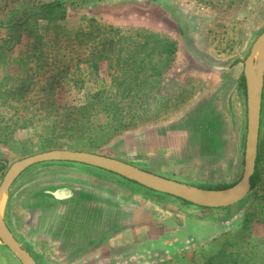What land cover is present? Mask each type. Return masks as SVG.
<instances>
[{
	"label": "rangeland",
	"instance_id": "1",
	"mask_svg": "<svg viewBox=\"0 0 264 264\" xmlns=\"http://www.w3.org/2000/svg\"><path fill=\"white\" fill-rule=\"evenodd\" d=\"M263 31L264 0H0V184L14 162L67 149L204 189L236 186L245 165V62ZM167 40L176 53L167 62L155 54L157 67L165 62L160 75L110 52ZM150 132L187 146L155 155ZM258 154L254 188L219 209L57 162L36 165L12 188L16 195L64 180L93 190L97 243L129 241L127 257L100 264H264V90ZM26 199L15 196L1 213L36 263L86 264L55 242L65 238L58 206ZM42 208L40 225H28L25 210ZM126 218L128 232L114 234Z\"/></svg>",
	"mask_w": 264,
	"mask_h": 264
},
{
	"label": "water",
	"instance_id": "2",
	"mask_svg": "<svg viewBox=\"0 0 264 264\" xmlns=\"http://www.w3.org/2000/svg\"><path fill=\"white\" fill-rule=\"evenodd\" d=\"M257 55V58H256ZM244 78L247 94V137L244 172L240 182L226 189H204L169 179L130 163L101 154L56 149L38 153L14 162L0 184V200L8 194L14 182L30 167L47 162H71L95 167L135 182L149 190L178 198L189 204L211 209L233 206L244 200L252 189L255 174L261 125L264 90V31L254 43L245 62ZM0 242L23 264H37L7 226L0 210Z\"/></svg>",
	"mask_w": 264,
	"mask_h": 264
},
{
	"label": "crops",
	"instance_id": "3",
	"mask_svg": "<svg viewBox=\"0 0 264 264\" xmlns=\"http://www.w3.org/2000/svg\"><path fill=\"white\" fill-rule=\"evenodd\" d=\"M148 137L151 139L150 144L149 140L145 141L143 136H137L136 141L144 140L149 148L153 151L155 155H165L166 151L178 152L184 149V146H179L173 142L174 137H161L154 132H150ZM147 137V138H148ZM187 138H184L186 142ZM143 144V143H142ZM150 145V146H149ZM144 146V144L142 145ZM49 163V162H47ZM62 165H70L73 167H78L80 171H87L88 169H98L95 167L87 166L84 164L71 163V162H57ZM43 164V163H41ZM40 164H37V166ZM36 165L30 167L26 171H24L19 178L18 181L23 175L29 173V170ZM101 170V169H100ZM104 171V170H102ZM107 172V171H106ZM95 172H92V174ZM111 173V172H109ZM124 179V178H123ZM127 180V179H125ZM15 181V182H16ZM129 181V180H128ZM14 182V183H15ZM64 182V180H63ZM59 186L46 188L44 186L38 187L37 184H27L29 186H24L20 192L16 195L13 192V188L9 190L8 194L3 197V200L0 204V210L4 208V211L9 212L10 207L12 205L13 199L15 196L27 198L28 202H37L39 200H43L46 205L49 206H58L59 208V216L61 218L65 217V223L61 226V231L57 228V235H62L64 239L60 240L56 239L57 245L61 246L62 251L67 253V257L73 261L80 259H87L86 264H100L105 263V261H109L111 259L123 258L127 257L128 249H129V241L122 240L117 242L116 237H110L107 240V243H103L100 245V242L97 243L96 237V203L94 199V193L88 187L87 193L82 194L80 190L76 188H70L67 185L62 184ZM73 182V180H71ZM14 185V184H13ZM12 185V186H13ZM34 195V196H33ZM26 201V202H27ZM29 204V203H28ZM32 204V203H30ZM29 205H25L26 208ZM45 211L43 208L38 212L34 209H26L25 210V220L28 225L32 227H37L40 224V220L44 218ZM127 212V209L125 210ZM136 212V211H135ZM138 214V213H137ZM136 214V215H137ZM138 217V216H136ZM137 218L135 222H137L134 226H139ZM7 226L14 234L16 239L20 244L21 240L17 237L16 233L11 228L8 221H6ZM65 225V226H64ZM127 218L123 223L119 225V230L115 231L120 237L124 236L125 233L128 232ZM151 227L150 225H147ZM150 231H153L151 229ZM77 232V236L75 233ZM64 234V235H63ZM26 248V247H25ZM28 251V250H27ZM33 258H36L32 255ZM0 264H23L21 260L11 252L5 245L0 242Z\"/></svg>",
	"mask_w": 264,
	"mask_h": 264
},
{
	"label": "trees",
	"instance_id": "4",
	"mask_svg": "<svg viewBox=\"0 0 264 264\" xmlns=\"http://www.w3.org/2000/svg\"><path fill=\"white\" fill-rule=\"evenodd\" d=\"M175 42H171L169 40L166 41V43L162 44L161 46H150L148 43H144L142 45H135L133 48L130 46H127L128 48H124V47H117V48H113L110 49V52L115 53V55L119 58L124 57L123 59H128V60H132V59H137L140 60L143 65L141 66L142 70H150L151 73H155L156 75H160V69L165 67V62H160L162 65L157 67V65L153 62V60H155V54L159 53L158 51H160L164 56V60L167 61H172L174 59L175 53H176V46H175ZM160 49V50H159ZM105 52H107L106 49H103L102 51H100V54H104ZM108 59V58H105ZM163 61V59H161ZM148 61V62H147ZM147 63V65H146ZM150 66V69H148L147 67ZM140 66H138L139 68ZM146 70V71H147ZM243 83H244V78L242 79ZM243 88H244V84H243ZM260 160V156L258 154L257 157V162H256V169H255V174L251 179V185L252 188H254L255 186V179L258 175L257 172V167H258V163ZM228 187H223L221 189H226ZM187 203V202H185Z\"/></svg>",
	"mask_w": 264,
	"mask_h": 264
},
{
	"label": "bare ground",
	"instance_id": "5",
	"mask_svg": "<svg viewBox=\"0 0 264 264\" xmlns=\"http://www.w3.org/2000/svg\"><path fill=\"white\" fill-rule=\"evenodd\" d=\"M2 200H3V198L0 200V204H1Z\"/></svg>",
	"mask_w": 264,
	"mask_h": 264
}]
</instances>
